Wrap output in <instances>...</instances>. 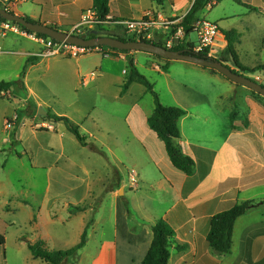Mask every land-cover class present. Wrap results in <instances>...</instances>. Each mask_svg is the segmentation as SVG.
<instances>
[{"label": "crops", "instance_id": "1", "mask_svg": "<svg viewBox=\"0 0 264 264\" xmlns=\"http://www.w3.org/2000/svg\"><path fill=\"white\" fill-rule=\"evenodd\" d=\"M41 1L46 5L43 6ZM194 1L164 0L162 4H158L154 0H109L108 19H139L151 11L162 18L181 21ZM250 1L252 2L248 4L252 11H255L252 6L255 3L264 10V0ZM24 2L27 0H11L3 4L16 14L41 24L43 21L45 25H54L62 31H73L83 19H94V0H36V4L41 6L37 12L19 8ZM47 6H51L54 12L47 13ZM214 6L213 1L206 9ZM171 29L157 31L153 41L167 45ZM108 31L114 35L124 34L123 29L114 25ZM224 32L219 27L212 50L214 58L221 57L227 48ZM188 39L191 41L190 37ZM241 39L236 45L237 54ZM0 47V55L16 58L17 80L13 81L16 84L5 93L12 98L13 92L18 88L22 97L15 99L19 105L25 106L28 103L29 116H38L41 107L47 112L46 116H42V123L48 129L33 143L26 145L33 161H38L40 167L49 169L52 165L58 166L59 162L49 164L48 156H58V160L69 158L61 138L72 133L64 123L57 128L62 122H55L49 118V114L67 117L75 125L81 126L92 121L93 126L103 132L101 139L94 135L91 137L103 149L108 148L106 152L93 142L88 146L79 143L82 148L92 150L91 146H94L99 149L103 154L95 153L105 158L110 174L118 176L121 183L120 190H110L106 194L113 198L114 233L111 240H102L97 260L104 258L111 261L106 264H142L154 238L152 226L165 220L175 231L169 264H264L263 96L256 95L251 89L232 82L212 69L185 61L166 60L144 52L124 53L112 50L107 54L97 53L103 59L91 66L83 58L96 53L80 57L56 55L36 58L33 54L44 49L40 39L27 33L11 31L4 36L0 35ZM129 59H133L138 70L143 66L147 67L165 80L166 98L159 97L164 106L179 107L186 111L179 122L181 136L176 140V145L195 161L193 175L188 176L174 167L164 143L150 129L148 118L154 112L155 102L154 97L147 99L150 93L148 89L133 82L125 94H121L130 72ZM29 60L32 62L27 65ZM114 64L119 68L114 69ZM227 65L235 69L232 63ZM260 65L263 64L250 69ZM25 67V75L21 78ZM32 74L46 90L52 85L68 81L75 93L89 85V81L104 83L110 77L112 97L105 94L103 96L124 109L119 107L96 113L94 99L86 94H74L77 98L69 103H65L60 94H39L29 85ZM250 74L253 77L254 73ZM151 81L156 87V80L151 78ZM1 82L9 81L0 80ZM107 84L110 85L109 81ZM40 91L44 92L43 88ZM82 100L84 104L81 103ZM59 103L66 109L64 112L56 109ZM73 115L79 119L78 122ZM104 116L120 121L110 126L104 122ZM2 142L11 144L9 138H4ZM112 145L116 147L118 154L112 149ZM82 171L88 173L83 166ZM131 171L136 173V186H132ZM90 192H86L84 197L91 195ZM118 194L124 197L120 198ZM245 202H253L256 206L236 221L231 252L218 255L207 240L212 217ZM102 206L103 202L96 214L90 208L76 213V216L83 218L80 240L87 230V244L90 242L88 231L95 234L99 225L98 216ZM36 241L38 240H34V243ZM180 246L183 247L182 251L178 250Z\"/></svg>", "mask_w": 264, "mask_h": 264}, {"label": "rangeland", "instance_id": "2", "mask_svg": "<svg viewBox=\"0 0 264 264\" xmlns=\"http://www.w3.org/2000/svg\"><path fill=\"white\" fill-rule=\"evenodd\" d=\"M41 4L46 5L43 1ZM255 4V6L252 5L255 11H252L248 6L225 0L212 8L205 9L201 15L202 19L218 24L222 31L230 29L240 31L242 39L241 45L237 48L238 55L241 64L249 68L264 64V10L258 3ZM1 7L7 8L6 6ZM39 7L41 6L36 4V0H27L26 3L19 5V8L23 10L36 12ZM46 11L53 13L54 9L47 6ZM89 21L88 18L85 21L83 19L80 31L94 27ZM106 29L109 30V27ZM63 32L72 33V31ZM190 39L194 46H197L196 32L190 35ZM15 59V56L0 55V80L9 82L17 80ZM83 59L91 66L102 61L103 57L96 53L87 55ZM112 67L119 68L117 64ZM139 70L151 83H153L151 78L156 80L155 91L159 97L165 99L167 95L165 80L147 67L143 66ZM245 76L252 78L250 73H245ZM34 78V74L30 75L29 85L37 93L60 94L65 103L77 98L74 94L80 96L86 94L94 99L97 107L96 113L101 110L104 112L115 110L119 107L121 110L124 109L118 103L111 102L103 96L105 94L112 97L110 77L104 83L89 81L90 84L79 89L77 93L73 91L68 81L52 85L49 90H46ZM108 81L110 85L107 84ZM41 88L44 92L40 91ZM12 96V98L8 97L7 93L0 95V235H3L6 241L4 246H0V264H45L40 259H34L28 248V244H34V240L40 241L39 238L50 250L73 248L80 241L79 233L83 222V218L76 216V213L78 210L90 208L96 214L102 202V210L98 216L100 222L95 234L91 230L88 231L89 244H86L76 257L70 258L67 264L108 263L109 260L106 261L104 258L97 260V258L102 240H111L113 237L114 203L113 198L106 194L110 190H113L112 192L120 190L119 177L114 176L113 173L110 174L107 161L102 155L89 148H82L74 135L69 133L61 138L69 156L67 159L69 162L64 159L58 160V156H48L49 164L59 162L58 166L52 165L49 169L40 167L38 161H33L26 145L33 143L48 128L43 125L42 116L28 115L30 112L28 103L25 106L17 103L15 98L22 97L18 88ZM147 99H153V96L149 93ZM81 103L84 104V100ZM56 109L59 112L66 110L60 103ZM32 112L37 114L35 110ZM76 120L79 121L77 117ZM103 120L110 126L120 121L108 116H104ZM61 125L63 123L57 125V128ZM80 126L77 125L80 134L87 139V144L93 142L100 150L105 152L108 150V148L103 149L91 137L93 135L100 139L103 137V132L94 127L92 121ZM4 138H9L11 144L7 145L2 142ZM112 149L118 154V150L113 145ZM82 166L88 173L82 171ZM88 191H91V195L84 197ZM118 197L122 198L124 195L118 194ZM69 213L73 215L70 216Z\"/></svg>", "mask_w": 264, "mask_h": 264}, {"label": "trees", "instance_id": "3", "mask_svg": "<svg viewBox=\"0 0 264 264\" xmlns=\"http://www.w3.org/2000/svg\"><path fill=\"white\" fill-rule=\"evenodd\" d=\"M154 1H156L158 4H162L164 0H154ZM213 1L215 2V5H217L225 0H195L194 1L189 12L186 14V16L181 20V22L178 25H174L172 27L171 32L167 37L168 38L167 40H169L177 33V30L179 28L183 29L185 35V38L183 40L178 39V43H176L177 38L174 39V44L170 48V50L182 51L185 54L195 55L212 61H219L226 65L227 63L230 62L235 67V69L233 70L238 73L240 72L245 74L247 72L256 73L263 71L264 64L254 69H250L244 67L240 63L236 51V45L240 42L241 34L237 30L232 29L224 32L228 45L224 53L219 58L208 57L205 53H196L193 51L194 44L186 42V40L190 37V35L196 32V28H197L196 24L200 20H202L200 14ZM232 1L236 2L237 4L245 5L249 7V4L246 0H232ZM93 12H94L93 18L94 20L98 21L99 24H96L94 29H86V31L90 34L91 38L95 37V35H93L92 32L98 31L100 36L112 37L125 42L135 41L133 39H128L124 34L121 35L110 34L109 31L106 29V27H112L113 25L116 26L117 28H121L120 26L115 25L117 21L113 19H108V16L110 14L109 0H94ZM28 20L31 22H35L30 19ZM0 22H6V20L0 17ZM42 23L44 24L45 22L42 21ZM18 26L23 31L27 32L30 35H35L38 38L50 39L45 35L33 33L20 25ZM51 27L58 30V28L55 27L54 25H52ZM148 43H153L155 45L167 48L166 45L160 42L148 41ZM101 48L105 49L108 47L101 46ZM112 50L117 52H124V53L130 52V51H120L116 49H112ZM31 62L32 61L29 60L27 65H29ZM129 68H130V72L126 78L124 85L122 86L121 94L122 95L125 94L130 84H132L133 82L140 83L148 89V91L153 95L155 102L154 112L148 118V124L150 129L154 131L157 134L158 138L164 143L168 157L171 163L174 165V167L184 172L188 176L193 175L196 167L195 161L191 157L185 155L176 145V140L179 139L181 136L179 122L181 118H183L186 115V111L179 107L164 106L159 99L158 93L155 91L154 84L151 83L143 74L139 72V70L134 64L133 59H129ZM25 70L26 67L24 68L21 74V78L24 77ZM20 82H18V84H20ZM15 84L16 83L14 82H1L0 95L1 92L8 91ZM255 94L262 97L260 94L257 93ZM48 116L55 122L64 123L68 131L77 138V140L82 146H88V144L86 143V139L80 134L78 127L69 118L57 116V115H51V114H49ZM91 149L94 152L103 154L99 149H97L94 146H91ZM254 206H256V204L253 202L236 204L233 208L221 212L212 217L210 221V231L208 233L207 240L210 247L215 253H217L218 255H226L231 252L233 246V230L235 223L238 220V218L243 216L249 209L253 208ZM126 207L128 214H130L128 204H126ZM152 231L154 238L151 247L146 257L144 258L142 264H169L171 257V253H170L171 241L175 236L174 229L170 226V224L167 221L160 220L152 226ZM5 243H6L5 237L3 235H0V246H4ZM86 244H87V230L84 231L80 242L76 246L68 250H50L47 247L46 243L41 240L34 244H28V248L32 253L34 259H40L45 264H67L69 259L72 257H76L79 251L83 249ZM178 250L182 251L183 247L181 246L178 247Z\"/></svg>", "mask_w": 264, "mask_h": 264}, {"label": "built area", "instance_id": "4", "mask_svg": "<svg viewBox=\"0 0 264 264\" xmlns=\"http://www.w3.org/2000/svg\"><path fill=\"white\" fill-rule=\"evenodd\" d=\"M11 0H6V2H2L0 0V7L4 6L5 3H9ZM4 3V4H3ZM5 7V6H4ZM9 10L8 8H5ZM10 11V10H9ZM12 12V11H11ZM86 19H84L85 21ZM181 21H173L162 18L158 15H155L154 12H147L142 18L139 19H131V20H121L117 21L115 25L120 26L123 31L124 35L128 39H133L136 42H148L153 41L156 36V32L163 29L164 31H169L171 27L174 25H178ZM93 26L99 24L98 21L92 19L89 21ZM83 23H80L76 26L72 33L75 34L79 31L76 35L81 36L83 34H88L86 29L82 32L80 31ZM196 33L198 36V43L197 46L193 47V51L196 53H205L208 57H213V44L215 41L216 36L219 33V27L215 23H210L204 19L200 20L196 24ZM17 32V33H27L23 31L18 25L13 24L12 22H0V35H6L8 32ZM28 34V33H27ZM34 37H36L34 35ZM37 38V37H36ZM184 39L185 35L182 28L177 30V33L171 37L167 41V49H170L174 44V39ZM43 44V51L33 54L36 58H44V57H52L56 55H64L67 57H80L83 55L91 54V53H104L107 54L112 51L111 48H101V47H84V46H77L68 44L65 42H58L53 39H43L39 38ZM187 43H191L189 39L186 40ZM0 47V52H1ZM253 81L257 82L258 84H264V70L260 72H256L253 74L251 78ZM263 86V85H262ZM2 95H5V92H1ZM137 177L135 171H131V183L132 186L137 185Z\"/></svg>", "mask_w": 264, "mask_h": 264}, {"label": "water", "instance_id": "5", "mask_svg": "<svg viewBox=\"0 0 264 264\" xmlns=\"http://www.w3.org/2000/svg\"><path fill=\"white\" fill-rule=\"evenodd\" d=\"M0 17L4 18L8 22L18 24L30 32L45 35L58 42H65L68 44L84 47L106 46L111 49L120 51L144 52L166 60L185 61L188 63L199 65L208 69L215 70L224 75L232 82L238 85L245 86L264 97V86L258 84L257 82L241 74L240 72H235L231 67L219 61H212L195 55L185 54L182 51L170 50L153 43L136 41L125 42L112 37L100 36L98 31L92 32V34L95 35L94 38H91L89 33L78 36L73 33L57 30L45 24L31 22L26 17L11 12L3 7H0ZM176 43H178V39L176 40ZM38 115L46 116L47 112L44 110V108L41 107L38 111Z\"/></svg>", "mask_w": 264, "mask_h": 264}]
</instances>
